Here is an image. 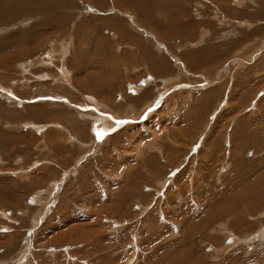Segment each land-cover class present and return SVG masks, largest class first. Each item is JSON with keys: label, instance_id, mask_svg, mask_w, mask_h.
Returning a JSON list of instances; mask_svg holds the SVG:
<instances>
[{"label": "rangeland", "instance_id": "374dc122", "mask_svg": "<svg viewBox=\"0 0 264 264\" xmlns=\"http://www.w3.org/2000/svg\"><path fill=\"white\" fill-rule=\"evenodd\" d=\"M17 1L20 2L18 3L19 5ZM198 1L200 0H186V2L180 4V8L183 12L182 15H186V19L192 18L196 23L194 27L189 26L186 31L181 29L186 37L184 39L193 41L197 37L200 30L199 26L204 25H200L201 19L199 18L203 16V19H207L209 15L210 17H208V19H213L210 13H212V9L214 8L221 14L220 18H223L221 23H225L222 25L221 23L216 24L217 21H207V24L210 25L209 28L215 32L209 41L199 46L202 48L206 47L202 50V57L197 59L196 56H193L194 54L191 56V51L193 50H187L186 52L182 51L181 55L183 58L187 55V58L184 60V63L187 64V68L184 64H182L183 66L180 65L184 70L181 76L183 75L185 77L184 80L186 83L191 79L192 81L206 79L207 83L202 84H208L209 78L211 79L218 74L224 73L223 69L225 66L223 64L225 61V64L227 65V62H229L230 66V64H232L230 62L239 60V58L245 59L247 56L245 54H251L254 47H260L258 52L260 53L261 50H263V56H261L262 54L258 55V59L256 58V60H253L254 62L249 63V65H244L242 63V68H239V70L236 69L232 74L226 75L221 82H217L213 87L209 86L204 87V89H198L195 88L197 85H194V89L192 88V99L189 101L188 107H182L181 111L176 113L173 122L170 123V126H172V124L175 126L168 131L172 134L174 133L173 131H176V128H179L180 133L177 134V137L173 138V140L176 141V145L175 143L172 144V142L170 143L171 145L166 144V159L164 156L162 159L160 158L161 163L157 162V158L153 156V154H148L147 157L142 156V160H140L139 156L134 157L129 155V153L125 154L124 148H126L131 141L138 148H146V145L149 147L152 144L153 137H150L149 134L147 135L148 132L143 131V129H145V123L143 122L145 114L140 117L139 122L134 121L129 123V121L126 120L117 127H115L116 124H114L115 128L112 127L110 121L104 120L101 115H99V119V116L93 117L91 119L93 122V131H91V135H93L96 140L100 139L98 136L102 135L103 132L104 135L102 139L107 135L111 136L109 139L110 142L99 151H93L89 154L87 152L82 153L81 149L77 147L73 148L64 143L63 145L65 146H59V149L57 146H49L50 149L47 150L42 147L47 140H50V138L47 139L48 136L53 135L55 137L54 140L51 138V142L62 144V141L58 142L61 138L63 139V135L60 134L61 132L53 127V130H49L50 132L46 131L49 134L45 133L41 135L40 131H34L30 126L26 125L22 128L19 127V124L26 118L31 120L36 118V120L40 122L54 120L55 115L53 112L58 110L54 103L51 105V103L44 101L41 104H33L30 99V102L27 101V99L25 102L30 104L26 105L24 110H22L20 109L21 106L18 107V102L14 104L13 101H10L9 97L6 95L7 91L3 90V94L1 91L0 165L4 166L3 168L7 170V173H0V207H5V209L8 210L9 219L0 214V254H2L0 255V259H5L4 261H0V264L3 262L6 264H17L18 261H14L13 258L19 250H21L23 254L25 251L24 248L27 246L29 247V251H32L35 258L33 259L31 256L32 254L27 252L25 255H22L19 264H23L25 260L26 264H48L52 261H56L54 264H249L251 259L254 261L252 264H264V235L262 234L263 236L260 235L259 237L244 241L247 235H250L249 231L256 230L257 227L263 225V213L254 216V219L259 217V223L254 221V223H248L245 220L242 221L244 225L239 226L240 229L236 230V232L241 235L238 236L239 240L236 242H232V239L226 240L229 235H217L214 243L215 248L217 246L216 250L218 252L220 251L219 248L223 249L226 247L222 242H227L229 246L226 249V254H218L217 258L215 257L213 260L212 256L217 253L211 250L208 247L209 245H206V241L209 242L208 236L212 234H208L209 228L205 227L210 220L212 221L211 217L212 214H214V209L219 204L218 200H224V197L230 194V192L228 194V191L232 193L238 189L237 187L243 188L244 186V188H247L248 184L253 182L256 175L264 174V0H255L256 5L245 3L241 7L242 9H237L232 6L231 0H218V2H216L217 4L214 0H208V3L206 2V7L204 8L203 6L201 9L202 16L197 15L199 12V9H197L199 8ZM203 1L205 0L201 2L204 3ZM21 2H23V4ZM15 3L13 0H0V8L4 9V12L9 11V13H11L9 18L0 20V25L10 24L14 21H18L19 18H27L24 26L12 29V31L0 36V68H5L4 71L0 69V81H5L8 77L17 76L16 71L10 66L11 63L14 66V62L19 57H22L21 55H24V57L31 56L32 58H46V54H49L50 48L45 51L44 49L47 48L49 44L53 43L57 37H67L68 33L72 32L73 34L71 33V35L76 37L74 41H77V37L82 36V30L85 32L84 34H86L87 40L89 39L88 42L91 43L87 48L90 49L92 45L93 47L91 50H94V47H101L104 44L103 37L106 36L107 30L104 29V27L103 29L100 28L101 26L97 24L96 20H101V18H112L115 20L124 19L123 15H121L122 7L120 5H117V7L113 5V7L109 8L101 4L96 5V0H16ZM13 4H15V6ZM96 10L99 14H97ZM256 10L257 12H255ZM154 14L159 18L160 22L164 21L163 18L168 20V16L174 18L180 16L166 15V17H163L164 15L158 12ZM58 15H61V19H59L60 22L46 25L45 20L47 18ZM259 20H261L260 23L257 22ZM87 22L89 25L86 26L90 27H88V30L86 26H84ZM251 23H253L252 26L248 28L247 26ZM237 24L240 27H238ZM74 26L77 28L75 32H73L75 29ZM205 26L207 27L208 25ZM80 27L81 30H79ZM94 28L96 29L94 30ZM232 28H236L235 34L229 35L230 37L227 36L228 38H223V33ZM18 29L21 30L18 31ZM101 30L106 32H102ZM145 38H147V35ZM153 38H155V36ZM90 39H92V41ZM97 39L98 44L96 43ZM47 40H49L48 43L46 42ZM259 42L261 43L259 44ZM73 44L75 43L73 42L72 45ZM77 46L78 45L75 44L76 50ZM172 46H175V44H172ZM76 50L73 53V59L77 61L82 54L76 52ZM168 50L169 48L166 52H168ZM173 51L177 50L174 49ZM93 53L88 57H91L90 60L92 61L98 58L94 62L108 60H104L105 56L99 58L101 55L97 56L96 53ZM93 55L96 57H93ZM201 55L202 54H197V57ZM190 56L191 58H189ZM192 59L194 61H192ZM195 63L197 66L194 65ZM70 65H72V63H70ZM105 65L107 66V64ZM16 66L19 67V64ZM107 67L111 68L113 71L111 69L109 71L108 69L107 72L99 73L100 75L98 74L96 77L93 75V77L95 81L102 82L103 85H108L113 88V90L110 87L106 89L109 90V92L114 91L113 93H116L115 95L118 96L117 98L115 96L117 100L119 98L118 92L120 88L119 81L115 76L119 74V71L116 69L115 65L111 63H109ZM180 67L175 66L174 68L172 65L167 73L176 74V72H178L177 69L179 70ZM186 69L189 73H187ZM10 74L11 76H9ZM81 76L80 72L75 71L76 78L80 80ZM122 78L124 79L123 73ZM122 78H120V80ZM141 79L142 77L131 76L129 79L130 83L122 87L124 90H128L132 85V80L140 81ZM108 82L112 84L109 85ZM89 83H85L88 87L84 84L83 88L87 94L92 93V97H96H94L95 101H102L101 103L110 105L113 104L112 106H115L114 108H119L118 103L114 102L115 99L112 100L101 92L100 89L94 87L92 83ZM212 84L213 81L210 82V85ZM38 86L33 85L31 90H28V88L20 89L21 91L23 90L22 92H24L26 98L31 97L30 94L32 93L40 91L48 93V90H50L47 86ZM186 86L189 87L188 84L182 85V89H184V87L187 89ZM174 88L177 89L178 87H173L170 92L174 91ZM169 90L170 89L165 90L160 96L162 97L167 94V92L169 93ZM210 91H212V94ZM153 94L154 89L151 88L147 94L146 100L151 99L150 97H152ZM180 96L182 98V95ZM76 98V101H79L80 95L78 94ZM153 98L154 97H152V99ZM173 98L169 100L171 103L177 100H173ZM221 99H223L224 105H221L222 107L217 109V101L219 102ZM142 102L144 103L145 99L139 98L137 100V104L139 105ZM157 102V106H155L156 109L160 106L159 103H161V101L159 100ZM168 103L167 105H169ZM91 105L93 106V104ZM79 106L83 110H88V106L85 107L83 104ZM32 109H38L42 114H39V116L35 114L36 117H34L35 115L33 116V112L31 113ZM106 112L107 111H105V113ZM107 113L109 114V112ZM23 116L26 118H22ZM4 122H12L11 125H13V123L16 125H14V128H7L2 126ZM25 123H28V121ZM139 124L142 125L141 128ZM130 125L135 126V128L127 130L126 128ZM99 130L101 133L97 134L96 132H99ZM134 132L137 137H133L134 140H132L133 138L131 136L130 141L129 137L131 133ZM135 138H137V140ZM165 139L167 140L168 137ZM157 140L158 139L155 141ZM177 144H179V146H177ZM101 146L102 144L98 145V147ZM119 150L121 151L119 152ZM79 154L80 156H78ZM133 154L137 156V153ZM75 157L82 159L79 161L80 163L74 162ZM157 157L159 158L158 155ZM146 159L150 162V168L148 165L144 169L142 168L143 165L141 162ZM155 159L157 164L154 162ZM31 160H48L50 162H46L39 167L40 174L37 173V170L35 171L36 173L34 171L30 172L28 177L24 176L22 178L18 176L15 173V169L18 168L16 166H18V164L25 166ZM121 160L127 164L132 163V166L126 167L124 172L120 169V174H122L121 176H119L120 174L118 175L119 179H115L109 172L114 170L119 171L116 165L120 163ZM224 162L228 167L227 165L222 166ZM169 163L171 164L169 165ZM163 164L165 166L161 168ZM192 164L193 166H190ZM184 167L188 169V171H191H184ZM153 169L155 170L154 172ZM68 170L71 171L69 172ZM136 170L140 172L138 173ZM127 171L135 172H129L130 177H128ZM164 171L166 175L164 178L170 180L163 186L164 191H161L163 189L162 187L158 189V182H156V179H158L159 176L161 177V175L163 176ZM181 172L185 174L182 173L181 175ZM124 173H126L127 177L124 176ZM35 174L37 175L34 176ZM67 175H69V177H67ZM184 175L186 177H184ZM187 176L190 179L187 180ZM51 178H61L59 186L53 192V197L49 196V201L45 202L40 217L34 218V214L39 208L37 206L38 201L36 200L37 195H34L36 189H38L36 186H43L46 184V180ZM151 183H153V185H151ZM189 184H191V186ZM258 185L261 184L258 183ZM186 186H189V188ZM12 188L14 193H18L19 195L16 196L12 192ZM167 188L169 194L168 192L166 194ZM4 189H7V191ZM19 190H21L22 193ZM152 193L155 196H153ZM168 195L174 196L176 200L170 201L171 199L166 198V196L169 197ZM204 199L207 201L203 203L202 200ZM262 200L264 201V197ZM148 201L149 205L146 204ZM139 202L143 205L145 203L149 211L147 209H145L146 211L144 210V212L142 209L140 210L142 204ZM209 204L210 207L207 208ZM260 206L262 207L261 211H264V202L258 206V210H260ZM184 211L186 212L185 214L182 213ZM211 211L213 213H211ZM138 212H140V214ZM256 212L257 211H254V213ZM164 213L165 216L163 215ZM181 213L184 218L182 217V221L176 223L175 219H177ZM187 215H190L191 219L194 221L189 220ZM217 219L218 218H215L214 220ZM115 220L124 222L119 224L115 223ZM203 221L206 223L204 224ZM244 233L246 235H243ZM240 240H242V244L239 242ZM131 254H133V257H131ZM215 259H217V261Z\"/></svg>", "mask_w": 264, "mask_h": 264}, {"label": "bare ground", "instance_id": "6f19581e", "mask_svg": "<svg viewBox=\"0 0 264 264\" xmlns=\"http://www.w3.org/2000/svg\"><path fill=\"white\" fill-rule=\"evenodd\" d=\"M13 1L15 3L16 0H13ZM201 1L202 0L198 1V5H199L198 6L199 8H197V9H199V12L197 13L198 16L203 15L201 13V9L203 6L205 8L206 4L208 3V0L203 1L204 3H202ZM184 2H186V0H96V5L101 4V5L107 6L109 8L113 7V5H116L115 7H117V5L118 6L120 5L122 7V11H121V7H120V11L122 12L121 15H123V17H124V19H122V20H115L112 18H101V20H96L97 24H99L101 26V27L99 26L100 28L103 29V27H104V29L107 30L106 36L103 34L105 36V37H103L104 40L102 39L104 41V44L101 47H94L95 49L91 50V48L93 47V45H92V47H90V49L87 48L88 46H90L89 44H91V43L88 42L89 39L87 40V36H86V34H84L85 32L82 31L81 27H80L79 30H81L82 36L81 37L78 36L77 41H74V39L76 37L71 35L72 32L68 33L67 37H57L56 40L53 41V43L49 44L48 47L44 49V51H45L46 49L50 48V52H49V54H46V56H47L46 58H43V57L32 58L31 56L30 57H24V55H21L22 57H19L14 62V66L12 65V63L10 66L13 68L14 71H16L17 76L15 75L16 74L15 73L14 75L16 77H8L7 76L8 77L7 80L0 81V93L2 91V94H3V90L7 91L6 95L9 97L10 101H13L14 104H17V102H18V104H19L18 107L21 106L20 109H22V110H24L26 105L30 104V103L28 104L25 102L27 99H28L27 101H29V99H30V101H32L33 104H37V103L41 104L44 101L51 103V105L54 103V105L57 107L58 110L53 112V114L55 115V119L52 121H47V122L37 121L36 118L35 119L33 118L31 120V119H29V118L27 119L25 116H23L22 118L25 117L27 120L26 119L22 120L21 123L18 122V123H20L19 127L23 128L25 125L30 126V128L32 130L40 131L41 135L48 133L46 131H49L54 127V128H56L57 131L61 132L60 133L61 135H63V139L61 138L62 140L60 139L58 141V142L62 141V144L51 142L50 141L51 138L54 140L55 137L53 135L48 136V134H49L48 133L47 139L50 138V140H47L45 142V145H43L42 148H46L47 150H49L51 146L52 147L57 146L59 149V146H65V145H63V143H64V144H68L69 146H71L73 148L77 147V148L81 149L82 153L87 152L89 154V153H92L93 151H99L108 142H110L109 139L111 137V136L107 135L105 138L102 139V137L104 135V132H103L102 135L98 136L100 139L96 140L93 137V135H91V131H93L92 130V123L93 122L91 121V119L93 117H97V116L101 115L104 120L110 121V124L112 125V127L115 128V127L119 126L120 123L121 124L124 123V121H126V120L129 121V123L134 122V121L139 122L140 117L143 114H145L144 121H143L145 123V129H143V131L148 132L147 135L149 134L150 137H153V142L149 147L146 145V148L145 147L138 148L130 140L131 136H132V138L137 137V136H135V132L131 133V135L129 137V140L131 141V143L128 146L125 145L126 146V148H124L125 152H126L125 154L129 153V155H132L134 157L139 156L140 160H142V156L147 157L148 154H153V156H156L157 162H160V160L163 158V156L166 159V144H170L171 142H172V144H174L176 141H174L173 138L177 137V134L180 133L179 128H176L175 129L176 131H173L174 133H172L173 134L172 135L168 130L174 128L175 125L172 124V126H170V123L173 122V118L176 117L175 116L176 113L178 111L180 112L181 108L187 106L189 101H191V99H192L191 96L193 94L192 88L194 89V85H197L195 88H198V89H200V88L204 89V87H209V86L213 87V85L216 84L217 82H219V81L221 82V80H223L226 75L232 74V72L234 70H236V69L239 70V68H242L241 67L242 63L244 65H246V64L249 65V63L254 62L253 60H256L258 55L263 53V50H261L260 53L258 52L259 51L258 49L260 47H254V50L251 51L252 56L250 53L245 54L248 56V57L244 56L245 59H240L239 58L240 56H239L238 57L239 60H235L233 62H230V63H232V64H230V66H229V62H227L228 64L226 65L225 64L226 61H225V63L223 64L225 66V68L223 69L224 73L220 74V75L218 74V75H216V77H212L211 79L209 78V82L206 85H203V84L207 83L206 79L198 80V81H192V79H191L189 82L186 83V81L184 80L185 77L183 75H182L183 77L181 76V74H183L184 70L182 69V67H180V65L183 66L182 64H184V66L187 68V64L184 63V60L187 58V55H185L183 58L181 55L182 51L186 52L187 50H193V51H191V56L194 54L193 56L194 57L196 56L197 59L202 57L203 56L202 50H204L206 47L202 48L199 46H201L204 43H206L207 41H209L215 32V31H212L211 28H209L210 25L207 23L210 21H208V20H213L215 22L217 21L216 24H219V23H221V20L223 18L222 19L220 18L221 14L219 13V11L216 8H214V9L210 8V9H212V13H210V15L212 16L213 19H208V17H210L209 15H208L207 19L205 17H204L205 19H203L202 18L203 16L201 18H199V19H201L200 25L201 24H204V25L199 26L200 30H199V33L197 34V37L193 41H190L189 39H184L186 37L184 36L183 31H186L189 28V26L194 27L196 24L192 18L186 19L187 16L182 15L183 12H182V9L180 8V4H183ZM214 2L216 3V2H218V0H214ZM18 3H20V2L17 1V4ZM21 3L23 4V2H21ZM245 3L246 4L250 3L252 5H254V4L256 5L255 0H231L232 6H234L237 9H242L241 7ZM15 4H13V5L15 6ZM97 10H96V12H97ZM155 11L164 15L163 17H166V15L167 16L168 15H170V16L180 15V16L179 17L176 16L177 18L168 16V18H169L168 20H165L163 18L164 21L160 22L159 18H157L154 14V13H156ZM255 12H257V10ZM10 14L11 13H9V11L4 12V9L0 8V20L9 18ZM97 14H99V13L97 12ZM59 19H61V15L53 16V17L47 18L45 20V23H46V25L58 23V22H60ZM97 19H99V18H97ZM26 21H27V18H23V19L19 18L18 21H14L10 24L0 25V36L12 31V29H16L18 27L24 26ZM257 22L260 23L261 20H259ZM224 23L223 24L221 23V24L224 25ZM252 24L253 23L249 24L247 27L249 28L250 26H252ZM86 25H89V23L87 22V24H85L84 26H86ZM205 25H208V26L206 27ZM203 26H205V27H203ZM240 26H241V23H240ZM240 26L238 25V27H240ZM88 27L86 26L87 30H88ZM94 27H95V25H94ZM96 27H97V25H96ZM24 28H26V27H24ZM74 28L75 29L73 30V32H75L77 30V28L75 26H74ZM83 29H84V27H83ZM95 29L96 28H94V30ZM181 29L183 31H181ZM235 29L236 28H232L231 30L228 29L229 32L226 30L227 32L223 33V36L221 34V36L223 38H225L229 35H233V34H235ZM19 30H21V29H18V31ZM92 32H94V31H92ZM102 32H106V31H102ZM96 34H97V32H96ZM76 35H77V33H76ZM146 35H147V38H145ZM154 36H155V38H153ZM152 39H154V40H152ZM90 40L92 41V39H90ZM102 40H100V41H102ZM72 41L78 45L77 50L75 49V44L72 45V43H73ZM97 41H98V39L96 40V43L98 44ZM46 42L48 43L49 40H47ZM260 43L261 42H259V44ZM172 44H175V46H172ZM98 46H100V45H98ZM260 46H262V45H260ZM263 46H264V44H263ZM168 48L170 51L168 50V52H166ZM174 49H176L177 51H173ZM183 49H185V50H183ZM207 49L209 50L208 47H207ZM75 50H76V52H79L82 54L79 57V60H77V61L73 59V53L75 52ZM93 52L96 53L97 56L101 55L99 58H102L103 56H105L104 60H106V59H108V60L103 61V62H94L98 58H96L93 61L90 60L91 57L89 58L88 56H90V54H92ZM197 54H202V55L197 57ZM183 55H184V53H183ZM191 56L189 58H191ZM261 56H263V54ZM93 57H96V56L93 55ZM28 60H30V61H28ZM201 60H203V59H201ZM192 61H194V60L192 59ZM190 62H191V60H190ZM70 63H72V65H70ZM109 63H111L112 65H115L116 69H118V71H119V74L115 76V78L119 81V88H120L119 92L117 90V92L119 94V98L117 100H116V98L118 96L115 95L116 93L114 94L113 93L114 91L109 92V90L106 89L110 86L103 85L102 82L95 81V78H94V77L98 76L99 73L107 72L108 69L110 71L111 68L107 67L109 65ZM17 64H19V67L16 66ZM105 64H107V66ZM172 65L174 66V68H175V66L180 67L179 70L177 69L178 72H176V74H168L167 73ZM194 65L197 66L196 63ZM199 65H201V64H199ZM0 69H2L4 71L5 68L4 69L0 68ZM6 71H7V69H6ZM75 71L81 73L82 76H81L80 80L75 77ZM172 72H173V70H172ZM122 73L124 74V79L122 78ZM187 73H189L188 70H187ZM11 74L9 76H11ZM93 75H94V77H93ZM131 76L132 77H142V79L140 81H133L132 80L131 81L132 85H131L130 89L124 90V88L122 86L130 83L129 79ZM120 78H122V79L120 80ZM212 81H213V84L210 85V82H212ZM89 82L92 83L94 87L100 89L101 92L106 94L112 100L115 99L114 102L118 103L119 108H114L115 106L113 107L112 106L113 104L110 105V104L101 103L102 101H100V102L95 101L96 97L95 96H94L95 98L92 97V95H91L92 93L87 94L85 92V89L83 88L84 87L83 85L85 83H89ZM110 84H112V83H109V85ZM186 84H188L190 88L186 86L187 89L185 87H184V89H182V85H186ZM33 85L47 86V88H49L50 90H48L49 91L48 93L47 92L43 93L42 91L35 92V93L30 94L31 97L28 96L29 98H26V96H24L25 95L24 92H22L23 90L21 91L20 88H22V89L28 88V90L29 89L31 90ZM114 87H115V85H114ZM173 87H178V88L177 89L174 88L175 90L170 92ZM18 88H19V90H18ZM117 88H118V86H117ZM151 88L154 89V94L152 95V97H154V98L152 99V97H150L151 99L146 100L147 94ZM111 89L113 90V88H111ZM167 89H170L169 93L167 92V94H165L164 96L161 97L160 96L161 93ZM198 89H197V92H198ZM112 90H110V91H112ZM114 90H116V89H114ZM32 91H34V90H32ZM212 91H210L211 94H212ZM78 94L80 95V99H79V101H76L77 100L76 97ZM180 95H182V98ZM115 96H116V98H115ZM139 98L145 99V102L144 103L142 102L143 104L141 103L140 105L137 104V100ZM171 98H173V100H175V99H177V100L175 102L173 101L171 103L169 101ZM59 99H61V100H59ZM159 100L161 101V103H159L160 106L157 107V109H156L155 106H157L156 103H158L157 101H159ZM109 101H110V99H109ZM168 102H170L171 104ZM223 102H224L223 99L219 100V102L217 101V104H218L217 109H220L222 107L221 105H224ZM94 103H96V104H94ZM167 103L169 105H167ZM80 104L81 105L83 104V106L85 105V107L88 106V110L81 109L79 106ZM91 104H93V106ZM190 104H191V102H190ZM44 105H45V103H44ZM16 107H17V105H16ZM32 107H34V106H32ZM105 111L109 112V114L107 112L105 113ZM32 112H33V116L35 114L37 116H39V114H42V113H40V111L38 109H34V110L32 109L31 113ZM8 115H9V113H8ZM36 115L34 117H36ZM44 115H46V114H44ZM44 115H42V116H44ZM46 116H48V115H46ZM30 117H32V116H30ZM99 118H100V116L98 117V119ZM27 121H28V123H25ZM11 123L12 122H4V124L2 126H5L7 128H11V127L14 128L15 127L14 125H16V124L13 123V125H11ZM114 124H116V126ZM139 125L141 128L142 125L141 124H139ZM133 128H135V126L130 125L126 129L128 130V129H133ZM52 132H54V131H52ZM52 132H51V134H52ZM137 132H138V130H137ZM96 133L100 134L101 132L99 130V132L97 131ZM166 137H168L167 140L165 139ZM228 138H229V136H228ZM135 139L137 140V138H135ZM156 139H158V140L155 141ZM132 140H134V138ZM46 144H48V145H46ZM99 144H102V146L98 147ZM123 145H124V143H123ZM175 145H176V143H175ZM172 146H174V145H172ZM177 146H179V144H177ZM120 151L121 150H119V152ZM51 153H53V152H51ZM82 153H80V154H82ZM133 153H137V156H135ZM80 154L78 156H80ZM157 155L159 156V158L157 157ZM80 160H82V159L75 157L74 162L80 163L79 162ZM43 161L31 160L25 166L18 164V166H16L18 168L15 169L16 170L15 173L18 176H21L22 178L24 176L28 177L29 176L28 174L30 172H33V171L35 172L38 170L37 173H39V167L46 162H50L48 160H43ZM154 162L156 163V159L154 160ZM141 164L143 165L142 168H144V169L148 165L150 168V162L148 161V159L143 160L141 162ZM164 164H165V162H164ZM164 164L162 165L161 168H163L165 166ZM170 164L171 163H169V165ZM224 165H227V164H225V162H224L222 166H224ZM104 166H105V164H104ZM116 166L119 169V171L114 170V171L109 172V173H111V176L113 178L119 179V176H121V174H122V173L120 174V172H121L120 169L122 170V172H124V170H126L125 169L126 167L132 166V163L127 164L121 160L120 163H118ZM190 166H193V164ZM3 167H4L3 165L2 166L0 165V173H7L6 172L7 170H5V168H3ZM227 167H228V165H227ZM183 170L188 171V169H186L185 167ZM154 171L155 170L153 169V172ZM158 171H156V172H158ZM189 171H191V170H189ZM195 171H197V170H195ZM72 172H73V170H72ZM129 172L133 173L135 171H129ZM129 172L127 174L128 177H130ZM137 172L139 173L140 171H137ZM126 173H124L125 177H127ZM182 173L183 172H181V175H182ZM66 174H68V173H66ZM183 174H185V173H183ZM36 175L37 174H35L34 176H36ZM133 175H135V174H133ZM263 175H264L263 173L261 175H256L254 177L255 179L253 180V182L251 184H248V186L246 185L247 188H244V186H243V188L237 187L238 189L233 191L232 193H231V191H228V194H229V192H230V194L228 196L226 195L224 197V200H218L219 204L214 209V214H212V217H211L213 224H212V221L210 220V222L207 224V226L204 225L205 227L209 228L208 234H212L211 236H208L209 242L206 241V245L207 246L209 245L208 247L211 250H213L215 253H217V254L212 256V260L215 257L217 258L218 254L219 255L226 254V252H227L226 249L229 246L227 244V242L226 243L222 242V244L224 243L223 245H225L226 247L223 249L219 248L220 251L218 252L216 250L217 246L215 248V243H214V241L216 240L215 237L217 235H219V234L224 235V236L229 235L228 239L226 238V240L232 239V242H236L239 240L238 236H241V235H239V233L236 232V230L240 229L239 226L244 225L242 223L243 220L247 221L248 223H254V222L259 223V221H260L259 217L257 219H254V216H258L259 214H262V213L264 216V211H261L262 210L261 206H260V210H258V206L261 205L262 202H264L262 200L264 197V181H263L264 177H263ZM56 176H58V175H56ZM116 176H118V177H116ZM165 176L166 175H165V171H164V175L163 176L161 175V177L159 176L158 179H156V182H158V189L160 187H162V189H163V186L166 185V182H168L170 180L168 178L167 179L164 178ZM216 176H215V178H216ZM67 177H69V175H67ZM150 177H152V176H150ZM184 177H186V176L184 175ZM61 178H51V179L46 180L47 182L43 186H40V187L36 186V188H38V189H36V193H34V195L35 194L37 195L36 200L38 201L37 206L39 208H38V211H36V213L34 214V218L40 217L41 210L44 207L45 202L49 201V196L53 197V192L58 188L59 183L61 181ZM152 178H154V177H152ZM188 179H190V178L188 177L187 180ZM44 181H45V179H44ZM218 181H219V179H218ZM128 183H125V184H128ZM258 183H260L261 185H258ZM11 185H13V184H11ZM151 185H153V183H151ZM189 185L191 186V184H189ZM128 186H130V185H128ZM230 186H231V184H230ZM186 187L189 188V186H186ZM151 188H152V186H151ZM154 188H155V186H154ZM156 188H157V186H156ZM7 189H4V190L7 191ZM34 189H35V187H34ZM231 189H233V188H231ZM12 190H13V188H12ZM166 190H167L166 191V194H167L168 188ZM19 191L21 192V190H19ZM161 191H164V189ZM12 192L14 193V190ZM14 194L16 196L19 195L18 193H14ZM168 194H169V192H168ZM152 195H153V193H152ZM16 196H14V197H16ZM153 196H155V195H153ZM149 197H151V196H149ZM166 198L171 199L170 201L176 200V199H174L175 198L174 196L173 197L172 196H169V197L166 196ZM144 201H145V199H144ZM202 201L204 203L207 200L204 199ZM139 203H141V202H139ZM148 203H149V201L146 204H148ZM163 203H165V202H163ZM146 204L144 203V205L143 204L141 205L140 210L142 209L143 212L145 209H147L146 208L147 206H145ZM210 204L207 208L210 207ZM148 211H147V213H148ZM152 211H153V209H152ZM254 211H257V212L254 213ZM163 212H165V211H163ZM138 213L140 214V212H138ZM147 213H145V214H147ZM182 213L185 214L186 212L184 211ZM182 213L180 214V216L177 219H175L176 223L182 221V219L184 218V216H182ZM211 213H213V212L211 211ZM0 214H1V216L9 219L8 210H6L5 207L4 208L0 207ZM151 215H153V214H151ZM163 215L165 216V213ZM187 217L189 218V220H193V219H191L190 215H187ZM192 218H194V217H192ZM215 218H218V219L214 220ZM204 220H206V219H204ZM122 222H124V221L115 220V223L122 224ZM203 222H204V224L206 223L205 221H203ZM260 223H263V222H260ZM258 225H261V224H258ZM120 227H122V226H120ZM117 229H119V228H117ZM154 230H155V228H154ZM249 232H250V235H247V238H245V239L243 238L244 241L245 240L247 241V239L250 240L252 238L259 237L262 234L264 235V223L260 227H257L256 230H251ZM243 235H246V234L244 233ZM9 241H10V239H9ZM239 242L242 244V240H240ZM5 243H6V241H5ZM28 245H29V243H28ZM23 247H25V246H23ZM219 247H221V246H219ZM24 249H25V251L23 254H22V251L19 250V252L16 254V256L14 255L15 257L13 258V260L14 261L17 260L18 261L17 264L20 263V258L22 257V255H25V253H27V252H30L32 254V255L31 254L30 255L32 256L33 259L35 258L32 251H29L28 246L25 247ZM0 253H1V251H0ZM0 255H2V254H0ZM30 255H28V256H30ZM131 257H133V254H131ZM4 260L5 259H2V258L0 259V261H4ZM215 260L217 261V259H215ZM14 261H13V263H14ZM188 261H186V262H188ZM55 262L52 261V262H49L48 264H54ZM252 262H254V261L251 259L249 264H252ZM2 264H6V263L3 262ZM23 264H26V260Z\"/></svg>", "mask_w": 264, "mask_h": 264}]
</instances>
